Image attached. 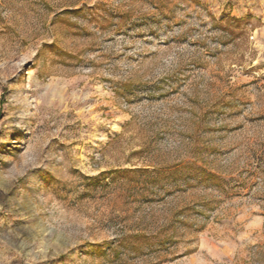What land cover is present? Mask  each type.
Listing matches in <instances>:
<instances>
[{
    "label": "rangeland",
    "instance_id": "374dc122",
    "mask_svg": "<svg viewBox=\"0 0 264 264\" xmlns=\"http://www.w3.org/2000/svg\"><path fill=\"white\" fill-rule=\"evenodd\" d=\"M264 0H0V264H264Z\"/></svg>",
    "mask_w": 264,
    "mask_h": 264
},
{
    "label": "built area",
    "instance_id": "2783aa9c",
    "mask_svg": "<svg viewBox=\"0 0 264 264\" xmlns=\"http://www.w3.org/2000/svg\"><path fill=\"white\" fill-rule=\"evenodd\" d=\"M262 94H263L262 107H263V111H264V75H263V78H262Z\"/></svg>",
    "mask_w": 264,
    "mask_h": 264
}]
</instances>
